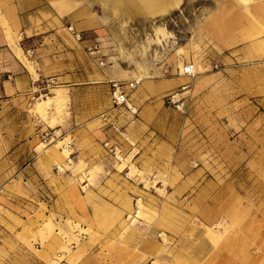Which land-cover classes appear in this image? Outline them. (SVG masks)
<instances>
[{
  "label": "rangeland",
  "instance_id": "374dc122",
  "mask_svg": "<svg viewBox=\"0 0 264 264\" xmlns=\"http://www.w3.org/2000/svg\"><path fill=\"white\" fill-rule=\"evenodd\" d=\"M38 4L0 0V264H264V0Z\"/></svg>",
  "mask_w": 264,
  "mask_h": 264
},
{
  "label": "built area",
  "instance_id": "2783aa9c",
  "mask_svg": "<svg viewBox=\"0 0 264 264\" xmlns=\"http://www.w3.org/2000/svg\"><path fill=\"white\" fill-rule=\"evenodd\" d=\"M69 30L73 31L72 26L68 27ZM74 32V31H73ZM75 36L79 38V33H75ZM192 70H193V64L192 63H186L184 65V71L183 74H186L188 76H192ZM138 84L137 80L130 81L126 84H121L120 82L117 81H112L111 82V92H110V100L113 105L116 106H121L123 109L130 113L131 115H134L136 113V108L134 107L133 103L130 100L129 97V91L134 89L136 85ZM176 95H171L170 100L172 102L178 101V98H175ZM107 145V143L105 144ZM116 147L112 149L114 154Z\"/></svg>",
  "mask_w": 264,
  "mask_h": 264
},
{
  "label": "bare ground",
  "instance_id": "6f19581e",
  "mask_svg": "<svg viewBox=\"0 0 264 264\" xmlns=\"http://www.w3.org/2000/svg\"><path fill=\"white\" fill-rule=\"evenodd\" d=\"M131 8L134 7H139L147 12L153 13L154 11L158 12H164L166 11L169 7L176 5L179 0H125ZM122 4V3H121ZM262 13H264V8L263 10L260 9ZM258 29V28H257ZM35 101H37L39 108L42 109V105L46 104V101L41 98V96L35 97ZM40 109V111H41ZM66 151L64 148L62 150V154L66 155ZM138 204V201H137ZM138 212V210H137ZM130 216V215H129Z\"/></svg>",
  "mask_w": 264,
  "mask_h": 264
},
{
  "label": "crops",
  "instance_id": "0c3cea01",
  "mask_svg": "<svg viewBox=\"0 0 264 264\" xmlns=\"http://www.w3.org/2000/svg\"><path fill=\"white\" fill-rule=\"evenodd\" d=\"M33 1H34V5H35V6L43 5V4H38V2H42V3L44 2V0H33ZM23 4H24V3H22L21 6H23ZM27 4H28V2H27ZM49 4H50V1H49ZM50 5H51V4H50ZM51 6L54 7V5H51ZM57 8H58V9H61V10L63 9V7H62L61 4H57ZM62 12H63V11H62ZM249 34H250V33H248V35H247L248 37L246 36V37H243V38H250V37L253 36L252 34H250V35H249ZM249 36H250V37H249ZM22 71H24V69H22ZM5 73H7L6 70H5ZM20 78L22 79L23 76H20L19 79H20Z\"/></svg>",
  "mask_w": 264,
  "mask_h": 264
}]
</instances>
